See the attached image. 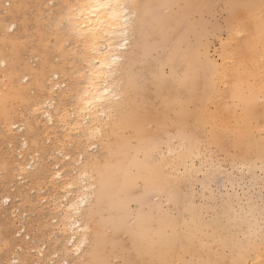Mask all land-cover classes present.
<instances>
[{
  "label": "rangeland",
  "instance_id": "rangeland-1",
  "mask_svg": "<svg viewBox=\"0 0 264 264\" xmlns=\"http://www.w3.org/2000/svg\"><path fill=\"white\" fill-rule=\"evenodd\" d=\"M249 1L148 0L140 7V13L137 11L132 19L130 44L125 52L128 62L125 61L123 67L125 81L121 85L127 95L121 112H129V115L131 112L130 117H133V122H138L139 129L137 125L125 122L118 132L121 138L117 145L112 136V140L105 136L107 128L103 136L87 143L72 127L69 128L72 133L67 129L65 134L57 123L53 127L40 115L45 110L55 112L73 104L72 92L68 90L73 88L78 78L77 71L82 66H78L77 55L70 54V49L79 51L80 48L64 35L61 23L64 9L71 1L0 0V20H3L0 60H6L5 66L0 64V95L10 90L11 80L16 89L19 86L23 89L22 93L13 91L5 105L2 121L6 125L11 122V127L0 126V264H117V261L119 264H235L242 255L264 256V160L250 164L237 157L232 148L223 152L209 145L207 130L197 128L193 114L197 103L202 100L199 99L204 93L203 86L198 85L192 92L187 90L182 95V92L176 93L171 82L176 73V77L183 73L184 57L194 50H202L206 44L211 54L219 59L217 50L221 45L218 39L212 38L213 34L221 28L226 34L229 20V11L226 10L230 6L236 4L242 8ZM58 39L62 40L61 51L57 47ZM130 47L134 48L130 50ZM53 71L58 72L57 79L52 76ZM36 76L38 79L34 80ZM156 79L163 83L158 86ZM37 81L39 83H35ZM62 89L66 98L58 97L64 92ZM52 96L57 102L55 108H49L47 103L45 107L42 105L41 111L33 112L42 101L53 99ZM179 106H187L188 112L179 113ZM172 137L196 141V150L190 160L192 165L195 161V171L183 177L176 173V180L166 177L162 186L148 184L141 175L140 166L148 158L154 160L157 155L167 156L166 146ZM23 141L28 142L27 146L22 145ZM159 150L163 155L156 154ZM82 157L84 159L79 161ZM19 160L24 161L26 172L18 169ZM89 160L92 161L91 166L98 170L94 171L97 175L96 195H92L93 200L90 198L87 211L80 220L90 226L94 234L88 233L89 239L76 250L70 242V234L63 229L62 221L65 217L62 204H66V197L70 195V199L76 193L62 184L74 180L76 168L89 165ZM112 160H117L115 166ZM93 161L101 164H93ZM56 172L62 173L63 178L51 176ZM165 220L169 223L165 224ZM143 222L146 226L145 223L142 225ZM139 227L143 228L140 233L144 235L138 233L142 236L136 234ZM152 228L154 231L150 230ZM198 228L199 231L196 230ZM240 229L245 232L244 236ZM191 233L195 239L192 238L194 235L190 237ZM234 238H239L245 245L238 246L240 241ZM144 249L150 252L146 256Z\"/></svg>",
  "mask_w": 264,
  "mask_h": 264
},
{
  "label": "bare ground",
  "instance_id": "bare-ground-1",
  "mask_svg": "<svg viewBox=\"0 0 264 264\" xmlns=\"http://www.w3.org/2000/svg\"><path fill=\"white\" fill-rule=\"evenodd\" d=\"M70 1H71V3L68 4L66 6V8L64 9L65 12L63 13L64 15H63L61 23L64 27L63 28L64 35L67 36V38L74 40L75 41L74 45L76 43H77L76 46L79 45V48H80L79 51H77V50L75 51L73 49H70V52H71L70 54L75 55V56L77 55L76 59L78 61V66H80V67L82 66V69L80 71H77L78 72V78H77V81L75 82L73 88L72 89L69 88V90H68L69 92H72L71 96H72V99H74L72 102L73 104L70 102L72 105L69 108L64 107L62 110H55V112H52L51 110H45V111L42 110L44 112L41 113L40 115L41 116L43 115V118H45L46 122L49 123L53 127H56L57 126L56 123H57L62 128L61 131L67 130V129L72 127V130H75V132L81 134V136L87 140V143H89L88 140L91 141V139H93V138L96 139L97 137H101V135L103 134V132L107 128L106 129L107 130L106 135H105V133H104V135L107 138H110L111 140H112V138H114L115 142L117 144L118 143L117 141L121 138V136H120L121 134L119 135L118 132H120L121 126L125 122L128 121L129 124L131 123L133 125H137L138 129H139L138 122H133V120L131 119L132 116L130 117L131 112H130V115H129V112L128 113H122L121 112V109H122L123 105L125 104V101L127 100V99L125 100V97L127 98V95L125 96V94H124L125 91L122 90L123 87H121V85H122V81L125 79V78H123V71L125 69V68L123 69V67H124V64L126 65L125 61H127V60H125V52H127L128 48H129L130 36L132 34L131 32H132V28H133V24H134L132 19L134 17V14L137 13V11H138V13H140L139 12L140 7L142 8V6L147 4L148 0H106V2H108L112 5H125L126 6L124 8H119V7L115 8V12L117 13V16L112 17V18H109L111 16L112 11H113L112 9H109L106 14H101V15H99V17H97L94 15H91L90 10L82 7V6L87 5V4L95 3V0H70ZM102 2H105V0H102ZM224 4H225V2H224ZM226 11L227 12L229 11L228 12L229 13L228 14L229 20H228V23L226 24V29L232 30L233 42L226 49H219L220 51H219V55H218V57H219L218 60L212 54H211V58H210L209 54L211 52H210L209 46L207 44L205 46H203L202 50H194V51L190 52L189 54H187V56L184 57L183 64H182L183 69H184L183 73H181V75H179L177 77H176V74H177L176 73L173 81L171 80V82H172L173 88L176 90V93L182 92V95H183V93H185L184 91L190 90L192 92L195 88H197L198 85H202L205 95L203 93L202 98H200V99L197 98L199 100H201V99L202 100L199 103H197L195 110L193 109L194 110L193 114H195V116H194L195 121L194 122H195L197 128H199L201 130H207V134H208L207 143L209 145L214 146L216 149L223 151V152H227V151H229L230 148H232L234 150V153H236L237 157H239L243 161H245V160L249 161L250 164H254L257 161L264 160V0H253V1L251 0V1L247 2L245 5H243L242 8H240L238 5L235 4L233 6H230L229 9H227ZM138 15L139 14H137V16ZM2 21L3 20H0V27H2V25H1ZM99 21H103V24H101ZM10 25L14 26V24H10ZM156 33H157V31H156ZM59 40L60 39H58V41ZM61 42H62V40L58 42L59 45L57 46L60 51L62 49V45H61L62 43ZM140 44H142V43L140 42ZM131 48L132 47H130V50H131ZM146 51H147V49H146ZM217 52H218V50H217ZM128 53H130V52H128ZM140 53H141V49H140ZM64 54H65V52H64ZM215 54H217V53H215ZM0 64L2 66H5L6 60H4V59L0 60ZM176 65H177V63H176ZM78 66L76 69H78ZM176 68H178V65ZM176 71L177 70H175V72ZM52 76L54 77V79H57L59 77V74H58V72L55 71L54 73H52ZM36 79H38V76L34 77V80H36ZM124 81H123V83H124ZM58 82L60 83V81H58ZM156 82H157L158 86H160L161 83H163L161 79L160 80L156 79ZM35 83H39V81H37ZM59 83H57L58 86H60ZM71 83H73V82H71ZM19 87H18V89H16V87L13 85V82L11 80L10 90L4 94L1 93L2 95H0V126H3V125L9 126L11 123L10 122L7 125L4 124V122L2 121V117L4 116L5 105L7 104L8 101H10V99H11L10 97L13 94L12 92L16 91V92L22 93L23 89L21 86H19ZM67 88H66V90H67ZM51 89H52V87H51ZM123 91H124V93H123ZM65 93H66L65 91L63 93H60L58 97L66 95ZM10 94H11V96L9 97ZM134 95H135V93H134ZM201 95H202V93H201ZM53 97L54 96H52V98ZM64 97L66 98V96H64ZM177 97H178V94H177ZM39 103H41V101ZM47 103H48L49 108L51 107V109H53V108H55L54 106L57 102H56V99H54V98L49 99L48 102H47V100H45V102L42 101V103L39 104L41 106H37L35 108L33 107L35 109V110L33 109V112L34 111L35 112L41 111L40 109H42V105L44 104V107H45V105ZM124 107H126V106H124ZM133 107H135V104ZM186 107L187 106H179L178 112L179 113L188 112ZM124 109H126V108H124ZM134 109H136V107ZM124 112H125V110H124ZM140 116H142V115H140ZM142 118H143V116H142ZM174 118H176V117H174ZM150 119H152V118H150ZM192 119H193V117H192ZM184 120H186V119L184 118ZM141 122H142V120H141ZM10 127H11V125H10ZM72 130L70 131V129H69V131L71 133H72ZM69 131H67V132H69ZM64 133L66 134L65 131H64ZM257 133H259V135ZM111 136H112V138H111ZM135 136H133V138ZM67 137H69V136H67ZM122 142H120V143H122ZM195 142L196 141H194L192 138L191 139H184V138H178V137L170 138V142L166 146V151H168L167 156L159 157L157 155L156 156L157 158L154 160H151V158H148L147 161L145 162V164L144 165L142 164V166H140L141 175H143V179L145 180V182H147L148 184L149 183L150 184L156 183L158 185H161V184H164L166 177L167 178L173 177V178H175L174 180H176V178H178V176L175 177L176 173H177V175H178V173L181 174V177H183V175L184 176H187V175L190 176L195 171V168L193 166L194 164L192 165V163L190 162V160L193 156V151L196 150ZM68 143L73 144V142L71 143L69 141H68ZM124 143H125V141H124ZM27 144H28L27 141L22 143L23 146H27ZM184 146H185V149H184ZM177 147L181 150H179ZM93 148H94V146H93ZM95 148H96V145H95ZM107 148H105V150H107ZM111 148L112 147H110V149ZM161 150H163V149H161ZM169 152H171V155H169ZM160 153H162V151L160 152V150L158 153L156 152V154H160ZM114 155H117V154L115 153ZM162 155H163V153H162ZM107 157H108V155H107ZM82 159H84V158L82 157L81 159H78V160L80 161ZM32 160H34V159H32ZM79 161L76 163L78 164ZM113 161L114 160H112L111 163ZM19 162H20V160H19ZM114 162L112 164H114V166H115L117 160L115 163ZM249 162H248V164H249ZM72 163H73V161H72ZM90 163L92 164L91 160H89V165H85V166H81L80 168H76L77 172L75 174L76 175L75 179L74 180L71 179L70 182L69 181L66 183L63 182L65 184H62V185H65V187L67 189H69L70 191L75 190L74 193H76L75 197L74 196H73L74 198L72 197L73 199L72 198L69 199L70 191H68L69 193L68 192L67 193H68L69 197L68 198L66 197V201H67V202H65L66 204H64L62 202L63 203L62 205H64L62 207L64 208V214H65V215L63 214L65 217L62 220L63 221V229L65 231H68V233L70 234V238H69L70 242L72 243V247L76 248V250H79L81 245L84 244L87 241V239H89L88 233L91 232L90 226L82 224V222L80 220L82 217H84V215H85L84 212L87 211L86 210L87 209V207H86L87 203L90 202L91 199L93 200L92 195H96L97 181H96L95 177L97 175L94 172L96 169H94L93 165L91 166ZM95 163L96 162L93 161V164H95ZM17 164H19L18 169L20 170V172H22V173L24 171L26 172L27 168L24 167V161H23V163L20 162ZM27 164L29 165L30 163H27ZM28 165H27V167H28ZM111 167H112V165H111ZM178 167H182L183 170H181L180 168L178 169ZM115 168H117V167H115ZM111 169L109 171H111ZM246 170H248V168ZM97 171L98 170H96V172ZM109 171H108V173H109ZM113 171H114V169H113ZM196 171H197V169H196ZM61 175H62V173L56 172L54 175H51V176H55V177H57V179L58 178L62 179L63 177ZM109 175H110V173H109ZM72 177H74V176H72ZM50 178H53V177H50ZM103 178H105V177H103ZM173 178H172V180H173ZM101 179H102V177H101ZM179 179H180V177H179ZM172 180H171V182H172ZM113 182H114V179H113ZM110 183L111 182H109V184ZM169 183H168V185H169ZM116 184L118 185V183H116ZM122 185H124V184H122ZM113 187H115V186H113ZM102 188H104V187H102ZM63 190H65V189H63ZM101 190H103V189H101ZM118 190H119V187H118ZM170 190L168 192H170ZM60 191H61V189H60ZM90 191H91V194L89 193ZM112 192H111V195H112ZM148 192H149V190H148ZM100 197H102V196H100ZM105 197L107 199V196H105ZM8 199L9 198L7 197V200ZM64 199H65V197H64ZM95 201H93V204H95L94 203ZM96 204H97V202H96ZM101 204H103V203H101ZM114 204H116V203H114ZM92 207H95V206L92 205ZM98 208H101V207L98 206ZM97 214H99V213H97ZM87 215H88V213H87ZM89 216H90V214H89ZM92 217H94V216H92ZM92 217H90V218H92ZM161 221H163V220H161ZM144 223L145 222H143L142 225H144ZM164 223L168 224L169 222L166 223V220H165ZM233 223L238 224L237 222H233ZM244 223H245V221H244ZM116 224H118V223H116ZM139 224H140V222H139ZM147 224H149V223H147ZM163 224H161V225L163 226ZM165 224H164V228H165ZM95 225H96V223H95ZM156 225H158V224H156ZM161 225L159 226L160 228H161ZM233 225L231 227L232 230L234 229ZM240 225H241V223L239 224V226ZM137 226H138V224H137ZM145 226H146V223H145ZM147 226L149 228V225H147ZM222 226H224V225H222ZM229 226H226V227H229ZM241 227H242V225H241ZM148 228H147V230H148ZM168 228H166V229H168ZM156 229H159V228L156 227ZM138 230L139 231H136L137 235H138V233L142 232L140 230H143V228L140 229V227H139ZM150 230L152 231L153 228ZM196 230L199 231V228ZM223 230H227V228L226 229L223 228ZM229 230H230V228H229ZM151 231L149 232V234H151ZM156 231L157 230H155V232ZM164 231H166V230H164ZM173 231H171L172 235L174 233ZM190 231H188V232H190ZM242 231L243 230L240 229V233H243ZM244 231H245V229H244ZM92 232H91V234H92ZM177 232H178V230H177ZM222 232H224V231H222ZM227 232H228V230H227ZM237 232H238V230H237ZM237 232H235V233H237ZM192 233L190 234V237H191V235H194ZM235 233H232V234L235 235ZM244 233L242 234L243 236L245 235ZM133 234H134V232L131 234V236ZM140 234H143V233H140ZM140 234L138 236H142ZM166 234L168 235V233H166ZM239 234H238V236H239ZM145 235H146V233H145ZM225 235H227V233ZM155 236H157V235H155ZM229 236H230V238H229ZM229 236H228V238L231 239L232 236L231 235H229ZM236 236H237V234H236ZM236 236H235V238H236ZM150 237H151V235H150ZM220 237H222V236H220ZM224 237H226V236H224ZM192 238L195 239V235ZM235 238H234V240H235ZM96 239L98 240L97 237H96ZM140 239H142V238L140 237ZM155 239H156V237H155ZM174 239H175V237H174ZM187 239L191 240L190 238H187ZM187 239H186V241H188ZM132 240L136 241L134 238ZM164 240H166V239L164 238ZM179 240H178V242H179ZM182 240L184 241V239H182ZM220 240L222 241V239H220ZM224 240H225V238H224ZM224 240H223V242H224ZM236 240L238 242L240 241L239 238ZM173 241H175V240H173ZM70 242H68V243H70ZM94 242H95V240H94ZM176 242H177V240L175 241V243ZM238 242H235V244ZM134 243H133V245H134ZM138 243H141V242L138 241ZM173 243H171V244H173ZM230 243H232V242H230ZM243 243L244 242L241 243V241H240V245H238V244H236V245L242 247L241 244H243ZM183 245H185V244H183ZM187 245H188V243L186 244V247H187ZM243 245H245V244H243ZM228 246H230V244ZM100 247H102V246H100ZM140 247L143 248L141 245H140ZM190 247H192V246H190ZM67 248H65V250H64L66 253H68ZM138 248H139V246H138ZM192 248H194V247H192ZM232 248H234V246ZM245 248H246V246L243 249H245ZM100 249H99V251H100ZM145 249L142 251L145 252L144 255L146 256V253H150V252H148ZM237 250H239V248H237ZM90 252H92V251H90ZM174 252H176V251H174ZM239 252H240V250H239ZM242 252H244V250ZM233 253L235 254L234 251H233ZM246 253L247 252H245V254ZM230 254H232V253H230ZM251 254L252 253L246 254V256L242 255V257L240 256V258H238L239 255H238V257L236 255V257L238 259L235 262V264H260L261 260L264 259V256H255V257L253 256L252 257ZM93 256H95V255L93 254ZM137 256H138V254H137ZM90 258H92V256ZM231 258H232V256H231ZM97 259L98 258L96 257V260ZM222 261H220V262H222ZM227 262H229V261H227ZM221 264H223V263H221Z\"/></svg>",
  "mask_w": 264,
  "mask_h": 264
},
{
  "label": "snow or ice",
  "instance_id": "snow-or-ice-1",
  "mask_svg": "<svg viewBox=\"0 0 264 264\" xmlns=\"http://www.w3.org/2000/svg\"><path fill=\"white\" fill-rule=\"evenodd\" d=\"M84 8H87L90 10L91 15L99 17L101 14H106L109 9H112L111 16L109 18L117 16V13L115 12V8H124L125 5H112L108 2H102V0H95V3L87 4L82 6ZM101 24H103V21H99ZM91 31V30H90ZM213 39H218L221 45V49H226L232 42H233V33L231 29H228L225 34V29L221 28L218 31H216L213 36ZM220 50H218L219 53ZM211 58V53L209 54ZM223 58V57H222ZM99 131V130H98ZM169 155H171V152H169ZM193 164H195V161H193ZM117 264L119 262L117 261ZM260 264H264V259L261 260Z\"/></svg>",
  "mask_w": 264,
  "mask_h": 264
}]
</instances>
